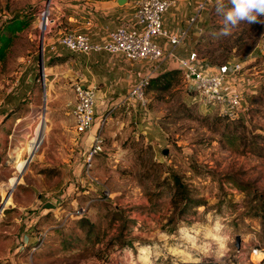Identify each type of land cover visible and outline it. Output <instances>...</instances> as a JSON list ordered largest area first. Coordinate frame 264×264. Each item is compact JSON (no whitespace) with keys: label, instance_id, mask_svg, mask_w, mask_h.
<instances>
[{"label":"rangeland","instance_id":"rangeland-1","mask_svg":"<svg viewBox=\"0 0 264 264\" xmlns=\"http://www.w3.org/2000/svg\"><path fill=\"white\" fill-rule=\"evenodd\" d=\"M48 6L51 19L56 0H0V264H179L208 255L232 263L264 247V23L220 37L214 3L202 31L187 38L189 50L178 49L196 52L201 67L241 65L231 84L246 99L238 118L200 102L174 65L173 85L149 87L145 106L126 98L127 82L107 86L116 93L97 107L108 117L99 125L103 150L89 162L73 151L83 135L71 111L60 113L62 123L50 112ZM62 56L64 64L81 54ZM75 81L58 88L74 93ZM172 173L199 206L173 202Z\"/></svg>","mask_w":264,"mask_h":264},{"label":"built area","instance_id":"built-area-1","mask_svg":"<svg viewBox=\"0 0 264 264\" xmlns=\"http://www.w3.org/2000/svg\"><path fill=\"white\" fill-rule=\"evenodd\" d=\"M215 0H199L196 10L190 18V26L179 32L169 31L164 24V16L176 4V0H136L132 17L109 32L107 40L97 42L88 34L66 30L60 35L59 43L71 52L91 55L96 52H107L120 55L133 62H148L150 69L136 84L128 90L127 99L146 105V92L151 78L165 70L169 61H176L183 69L187 78L192 81L193 91L197 99L205 105L218 104L222 113L231 119L238 118L246 110V99L238 88H231L237 83V73L240 64H221L216 69L199 66L196 52L181 57L178 49L188 38L191 25L195 24L202 14L214 4ZM49 6L43 11L44 24L49 22ZM51 22V20H50ZM46 73L43 72L44 89L46 93ZM75 103L72 116L75 122V132L81 136L89 132L96 122L98 107V89L96 84H86L75 81L72 84ZM105 124L101 120L100 126ZM102 127H100V130ZM99 130V131H100ZM95 135L94 143L87 155L90 162L94 156L103 150L102 133ZM240 251L243 248H237ZM254 253L247 256L240 252L234 262H226L221 257L206 256L205 260L181 262L179 264H264V247L255 246ZM259 255V256H258ZM223 257L230 256L222 254ZM255 256V257H254Z\"/></svg>","mask_w":264,"mask_h":264},{"label":"crops","instance_id":"crops-1","mask_svg":"<svg viewBox=\"0 0 264 264\" xmlns=\"http://www.w3.org/2000/svg\"><path fill=\"white\" fill-rule=\"evenodd\" d=\"M135 1L136 0H127L124 4H120L119 0H56V8H54L55 14L54 17L50 19L54 29H50V33H48L45 40L48 60L69 52V50L59 43L60 35L66 30L88 34L97 42H104L107 40L111 30L132 17ZM198 1L199 0H176L175 6L164 16L165 27L171 32H179L183 28L190 26V18L196 10ZM200 22L201 17L195 24L191 25L189 36L190 34L191 36L195 34L194 32L197 33L202 31L199 26ZM189 36L188 38H191V36ZM189 40L186 39L182 44V48L186 51L190 48V46L187 47ZM106 53L107 52H96L93 53L90 58H86L82 56L84 54L80 53L81 57H78L79 59L77 60H72L64 64L61 63L60 65H52L50 67L52 70L50 81V112L51 114H58L56 120L60 119L59 123H62L60 113L63 110L69 109L72 114V107L75 103L74 93H69L64 89V86L62 89L58 88L59 86L61 87L62 83L66 82L69 77L72 79H79V81H83L86 84H104L106 87H99L98 89L99 106L101 100L110 99L111 96L108 95L112 93L115 95L116 93V90L108 88V85L115 84L121 87L127 82L130 85L129 87H131L145 76L150 69V63L146 61L138 62V65L136 64L137 66L134 67L133 65L135 63L133 64L132 62L131 64V61L122 56L109 53L106 55ZM188 53L182 55L178 52L181 57L187 56ZM168 63L170 64L165 70L176 67L174 65H178L176 62ZM63 85H65V83H63ZM16 114V112H12L11 118ZM107 119L108 117L103 118L97 110L95 125L89 132L83 134L81 139L75 142L73 147V151L76 152L78 159H87L88 152L90 151L88 149H91L93 146L95 135L98 134L99 131L100 122L101 120ZM102 129L99 133H102ZM102 134L104 143L105 134ZM98 155H101V153ZM98 155L93 158V161H96L99 157Z\"/></svg>","mask_w":264,"mask_h":264},{"label":"clouds","instance_id":"clouds-1","mask_svg":"<svg viewBox=\"0 0 264 264\" xmlns=\"http://www.w3.org/2000/svg\"><path fill=\"white\" fill-rule=\"evenodd\" d=\"M215 13L222 18L217 35L229 37L242 23H264V0H215Z\"/></svg>","mask_w":264,"mask_h":264},{"label":"trees","instance_id":"trees-1","mask_svg":"<svg viewBox=\"0 0 264 264\" xmlns=\"http://www.w3.org/2000/svg\"><path fill=\"white\" fill-rule=\"evenodd\" d=\"M2 53V52H0ZM66 60L65 58H63V56H55L50 60V65H56L59 63H63V61ZM179 69L178 68H171L167 71H163V72H159L157 74H155L152 78H151V82L149 87L151 88H157V89H169L172 85H173V81L178 73ZM148 87V89H149ZM8 118L7 119H11V114H8ZM171 184L169 186V191H171V197L173 199V202L176 204V200L178 199V197L181 198H186L189 200L188 204L184 205V210L188 209L189 207H191V203L194 202L197 206H199L200 204H198L199 202H195L192 198H188L187 196V189L185 186H183L181 179L179 177V175L177 173H172L171 174ZM178 201V200H177ZM183 210V212H184Z\"/></svg>","mask_w":264,"mask_h":264},{"label":"water","instance_id":"water-1","mask_svg":"<svg viewBox=\"0 0 264 264\" xmlns=\"http://www.w3.org/2000/svg\"><path fill=\"white\" fill-rule=\"evenodd\" d=\"M126 1L127 0H119V3L120 4H124ZM42 62H43V57H42V53H41V56H40V64H41V66H42ZM45 99H46V94H45ZM163 154L164 155H167L168 154V150L167 149H164L163 150ZM30 160H31V158H30ZM6 199L7 198H4L3 201H2V203L0 204V212H1V210L3 209V207H4L5 203H6ZM50 205H52V204L51 203H47L45 206L46 207H50ZM236 247L237 248H240L241 247V237L240 236H237L236 237Z\"/></svg>","mask_w":264,"mask_h":264}]
</instances>
